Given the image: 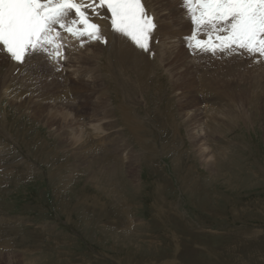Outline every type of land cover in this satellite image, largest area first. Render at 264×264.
<instances>
[{
    "label": "rangeland",
    "instance_id": "obj_1",
    "mask_svg": "<svg viewBox=\"0 0 264 264\" xmlns=\"http://www.w3.org/2000/svg\"><path fill=\"white\" fill-rule=\"evenodd\" d=\"M144 3L155 41L177 57L124 62L131 91L115 86L102 40H82L80 63L64 69L46 54L21 66L0 45V264H264V93L224 73L249 77L264 58L190 50L182 0ZM60 32L68 53L71 34ZM78 67L93 94L73 81ZM87 121L106 133L78 143ZM109 136L119 137L90 152Z\"/></svg>",
    "mask_w": 264,
    "mask_h": 264
},
{
    "label": "snow or ice",
    "instance_id": "obj_2",
    "mask_svg": "<svg viewBox=\"0 0 264 264\" xmlns=\"http://www.w3.org/2000/svg\"><path fill=\"white\" fill-rule=\"evenodd\" d=\"M193 24L185 37L190 50L215 54L246 53L264 58V0H182ZM107 10L114 33L149 53L158 22L144 0H0V45L25 65L35 55L63 57V36L108 43L96 22ZM204 35L206 39H201Z\"/></svg>",
    "mask_w": 264,
    "mask_h": 264
},
{
    "label": "bare ground",
    "instance_id": "obj_3",
    "mask_svg": "<svg viewBox=\"0 0 264 264\" xmlns=\"http://www.w3.org/2000/svg\"><path fill=\"white\" fill-rule=\"evenodd\" d=\"M150 2V0H148ZM149 6V5H147ZM151 6V4H150ZM151 10L152 7L150 8ZM149 10V9H148ZM150 11V10H149ZM152 14L153 12L150 11ZM104 16H110V13L107 12V10H103L102 11V17L101 18H98L96 20L97 23H99L102 27V32H103V35L107 38L108 40V43H104V46H105V55H108L107 53H109L108 57L109 60H108V63H111L110 60L111 58H114L115 60V65H112L111 64V68H112V71H113V76L112 78L115 80V86L118 87L122 92H124L125 90H128V91H131V88L129 87V85L127 84H124L122 82V74H123V70H121L124 62H126L127 60H131L133 63L138 60L139 63H141L145 68H147L149 65H150V61H151V54L153 55H156L157 56V52L162 50V53L157 56L159 59H161V62L163 63L164 60H166V56L169 55V57L167 59L169 60H173L175 57H177V55L175 56L174 54L176 53L174 51L175 48H173V46H169V47H166V46H159L157 41H155L154 43H151L150 44V49H149V53H146L144 52L143 50H140L139 48H137L136 46H134L132 43H130L126 38L122 37L121 35L119 34H116L113 32L112 30V26L110 24V20L109 19H106V18H103ZM184 18V19H183ZM181 18V22H186L187 19L185 17ZM172 21V20H171ZM109 27V28H108ZM108 28V29H106ZM58 30V29H57ZM62 29H59L58 31H60ZM155 34L154 33V37H155ZM171 37V36H170ZM69 39V38H68ZM73 41H72V40ZM88 38L87 37H83V38H74L72 35H70V43H69V48H71V50L69 52H72V54H74V51H78V53L76 55H74L73 57L71 56V54L68 53H64L63 54V57H66V58H61L59 59L58 61H55V65L57 67H60L62 69H64L63 67V64L66 65L67 62L70 61V59H74L76 61H78L80 63V56L81 54H83V49H78V47L80 45H84V41L82 40H87ZM69 41V40H68ZM81 42V43H80ZM65 43V42H64ZM100 43V42H99ZM162 43V42H161ZM94 44H96L94 42ZM165 44V43H164ZM163 44V45H164ZM98 44H96L95 46H97ZM2 46V45H1ZM93 46V45H92ZM3 47V46H2ZM91 47V46H90ZM161 47V48H160ZM87 48V50H90L89 46L85 47ZM84 48V49H85ZM155 50V52H153ZM61 52H63V49L60 50ZM181 51V50H180ZM179 51V52H180ZM169 52V53H168ZM76 53V52H75ZM181 53V52H180ZM219 54V52H218ZM6 56L10 57L8 54L5 53ZM221 55V54H220ZM90 59L91 60H95V59H98L99 57L97 56V53L96 52H93L92 54L89 55ZM222 57H225V55H222ZM240 57V56H239ZM243 57V56H241ZM257 58H259V56L257 55L256 56ZM237 58V57H236ZM237 59H243V58H237ZM252 59V58H251ZM38 61L40 59H34V60H29L28 62H32V61ZM244 60V59H243ZM242 61V60H241ZM248 61V60H247ZM247 61H245V63L248 65ZM243 62V61H242ZM241 62V63H242ZM16 64H18L17 62H15ZM54 63V62H53ZM63 63V64H62ZM172 63V62H171ZM244 64V62H243ZM245 64V65H246ZM34 65H37L39 66L40 64L38 63H34ZM47 65H50V67L55 70V67L51 64V62H48L47 61ZM246 65V66H247ZM250 65V64H249ZM253 66H257V67H251V69L249 68V72H250V75L248 77V75L244 72V71H237L235 70L234 68H225L224 69V73H227L229 76H232V75H235L237 77H239L241 83L245 84L246 85V81L248 78L251 79V83H250V86L252 89H256L258 92H262L264 93V65H258V64H255L253 63L252 64ZM251 65V66H252ZM18 66V65H17ZM22 66V65H21ZM189 65H184V68L188 67ZM259 66V70L256 72V69L258 68ZM20 67V66H18ZM249 67V66H248ZM121 70V71H120ZM60 71L58 70V73ZM120 72V73H119ZM79 73H82V76L83 77H79L77 79H73L74 82H76V80L78 82H82V84H85V86L87 87L88 85H93V84H90L91 81L96 83V81L94 79H87L88 81L85 80V76H89V78H91L92 76L88 74V72H83L80 67H78V69L75 71V72H71V76L72 75H75V74H79ZM130 73L128 72V75ZM74 77V76H73ZM145 76H141L140 79L142 80V78H144ZM75 78V77H74ZM68 80V79H67ZM90 81V82H89ZM191 83V82H190ZM79 84V83H78ZM84 86V85H83ZM96 85H93L92 87H87V89L89 90V94H93L92 91H93V88L95 87ZM97 86H100V85H97ZM69 89V88H68ZM87 91V90H86ZM244 91V90H243ZM245 93H249L247 91H244ZM68 93V90H66L65 92H63L62 94V100L65 98L64 95ZM72 93L76 94L77 95V101L79 99V96H78V93H76L75 91H73ZM103 95V94H102ZM105 95V94H104ZM207 94L205 93V96L204 98L206 99V96ZM89 97V95H88ZM102 96H99L97 99H100ZM105 97V96H104ZM259 100V96H256L254 98V102L255 104L258 102ZM76 101V102H77ZM63 102H66L65 100H63ZM61 102V103H63ZM74 102V101H73ZM203 103H205V100L202 101ZM201 102V103H202ZM200 103V104H201ZM65 104V103H63ZM105 105L108 104V100L106 99L105 102H104ZM199 104V105H200ZM208 105V104H207ZM130 107V106H129ZM212 108V105H208L207 109H206V112L210 111ZM129 109V108H128ZM241 110L245 111L242 107L240 108ZM254 110H256V108H252ZM102 114L103 116H106L108 114L107 112V108L104 110L102 108H99L98 109ZM223 112V111H222ZM135 116L137 117V119H141V118H138L136 112L134 111ZM124 117L126 119V121H133V119L130 117L131 114H127L126 112H124ZM134 116V117H135ZM254 115H245L243 116L241 119L247 123L250 122L251 118L253 117ZM97 117V116H96ZM135 117V118H136ZM69 118H72V119H75L74 118V113L72 112H66L65 114V119H69ZM88 120L90 119V117H87ZM53 119V118H52ZM236 117L233 119L235 120ZM101 120V119H100ZM106 133V130H105V127L103 125L102 122H89L87 121L86 124L82 127H79L78 129V132L76 133H73L72 137L73 139L78 142V143H81L82 141H84V135L85 134L86 136L88 137H96V136H99L100 134H104ZM104 137V136H103ZM119 136H114V137H107V141L108 143H104L103 145H96V146H93L92 150L90 152H99V151H105L106 149H108V147L112 146L113 144H115V141L116 139L118 138ZM102 139V136L100 137H96L95 139L93 138L94 142H96V140H101ZM93 142V143H94ZM100 142V141H99ZM91 144V143H90ZM117 145H119V143H116ZM80 145V144H79ZM91 147V145H89ZM102 146V148H101ZM205 150V149H204ZM81 153V151H80ZM84 153V152H82ZM110 162H115L114 160H109ZM9 248V247H8ZM178 248V247H177ZM178 250V249H177Z\"/></svg>",
    "mask_w": 264,
    "mask_h": 264
}]
</instances>
